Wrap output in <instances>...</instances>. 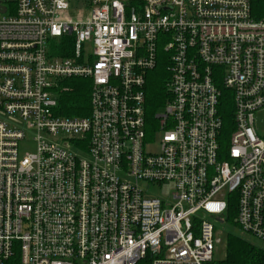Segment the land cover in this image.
<instances>
[{"label": "built area", "instance_id": "1", "mask_svg": "<svg viewBox=\"0 0 264 264\" xmlns=\"http://www.w3.org/2000/svg\"><path fill=\"white\" fill-rule=\"evenodd\" d=\"M84 1L1 4L0 264H224L215 223L230 206L264 242V20L250 0H88L72 19ZM73 78L92 83L88 117L59 115ZM168 184L170 200L152 193Z\"/></svg>", "mask_w": 264, "mask_h": 264}, {"label": "trees", "instance_id": "2", "mask_svg": "<svg viewBox=\"0 0 264 264\" xmlns=\"http://www.w3.org/2000/svg\"><path fill=\"white\" fill-rule=\"evenodd\" d=\"M12 8V13L16 10V0H1ZM252 15L256 20H264V0H250ZM10 11V10H9ZM61 53H55V55ZM63 55V54H62ZM168 73L161 65L152 71L147 79L146 96L148 116L154 121V116L165 105L167 99L166 79ZM92 83L88 79L73 78L66 80L62 86L60 95L59 115L67 118H85L90 114V98ZM227 99L225 107L230 106ZM227 115L226 127L230 128L232 119ZM235 207L230 206L227 215L228 223L235 224ZM226 260L224 264H264V250L244 241L236 235L230 234L226 237Z\"/></svg>", "mask_w": 264, "mask_h": 264}, {"label": "rangeland", "instance_id": "3", "mask_svg": "<svg viewBox=\"0 0 264 264\" xmlns=\"http://www.w3.org/2000/svg\"><path fill=\"white\" fill-rule=\"evenodd\" d=\"M78 3H73L71 5V10H70V17L72 19H77V14L79 12H82V16H84V13H86V11L88 10L87 4L88 0L84 1L82 4V6L76 8ZM8 6V5H7ZM10 13H12V8L9 7ZM9 13V14H10ZM79 15V14H78ZM79 17V16H78ZM3 119L2 116H0V120ZM261 123V121H260ZM35 151V145L33 143H29V144H22L21 145V152L22 155L26 154V153H33ZM173 189V186L168 184L166 185L163 189L160 188H154L153 189V194H155L156 196L166 199V200H170L171 199V191ZM215 230L218 234H220V236L222 237L223 240V244L220 245L218 247L219 250V254L216 255L218 260L223 259L226 256V252H227V248H226V235L227 234H233L238 236L239 238L243 239L244 241H247L248 243L254 245L255 247L264 250V242L243 232L238 226H236L235 224H231V223H227V224H221V223H215Z\"/></svg>", "mask_w": 264, "mask_h": 264}, {"label": "water", "instance_id": "4", "mask_svg": "<svg viewBox=\"0 0 264 264\" xmlns=\"http://www.w3.org/2000/svg\"><path fill=\"white\" fill-rule=\"evenodd\" d=\"M2 3H3V1L0 0V13L1 14H5L6 13V8L1 5Z\"/></svg>", "mask_w": 264, "mask_h": 264}]
</instances>
